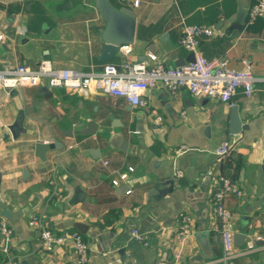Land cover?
<instances>
[{
	"label": "crops",
	"instance_id": "obj_1",
	"mask_svg": "<svg viewBox=\"0 0 264 264\" xmlns=\"http://www.w3.org/2000/svg\"><path fill=\"white\" fill-rule=\"evenodd\" d=\"M110 1L137 13L133 61L152 65L156 55L169 66L184 64L191 51L180 43L183 26L206 24L215 33L200 37L202 54L226 57L233 68L250 58L254 92L239 90L229 104L159 83L144 92L145 104L135 106L121 96L87 95L45 80L0 86V224L13 230L14 264H81L72 242L42 247L40 229L29 224L35 216L57 234L87 223L86 264H224L211 200L221 173L244 191L226 199L235 242L227 264H264V15L250 21L259 0H143L137 7ZM241 9L246 17L240 26ZM106 27L96 0H0V68H36L45 58L54 67L85 72L107 62L120 65L126 58L121 47L114 58L100 60ZM234 105L241 120L236 133ZM226 139L233 144L229 155L215 154ZM56 140L63 145L49 149L46 160L36 155V142ZM129 166L130 179L114 185L115 171ZM6 209L14 219L4 216ZM187 213L193 220L183 233ZM135 229L148 244L135 238ZM237 232L247 233L243 242H236ZM2 239L0 230V264Z\"/></svg>",
	"mask_w": 264,
	"mask_h": 264
},
{
	"label": "built area",
	"instance_id": "obj_2",
	"mask_svg": "<svg viewBox=\"0 0 264 264\" xmlns=\"http://www.w3.org/2000/svg\"><path fill=\"white\" fill-rule=\"evenodd\" d=\"M131 6L141 5L143 0H125ZM264 15V0L251 9L250 21ZM215 29L206 24H185L180 43L189 51L194 52L192 61H187L178 66H169L162 61H157L156 55L151 59L156 60L152 65L146 62H136L130 58L131 46L123 45L121 50L126 56L122 64L107 62L99 71H80L71 68L54 67L50 59H42L36 68L27 64L6 65L0 68V86L22 87L25 85H37L46 81L51 86H66L83 94H91L94 91L121 96L135 106L145 104L144 92L159 83L163 84L171 92L181 87L187 88L192 94L219 99L222 102L234 104V97L242 92L250 96L255 89L257 80L253 72V62L250 58L241 59V67H231L226 57L207 58L199 49L200 37L211 36ZM2 35H0V38ZM233 148L230 139L224 140L215 150V154L226 157ZM108 160L104 163L108 164ZM133 166L115 171L112 178L114 185H120L130 179ZM127 192H131L130 189ZM243 189L226 173H221L217 178V186L213 191L211 200L213 211L219 220V230L223 244L221 261L227 264L234 256V228L233 213L226 204L229 195L241 196ZM192 216L187 213L182 216V232L187 233L192 223ZM33 227L40 229L41 245L45 250H53L58 245L72 242L78 254L79 262L86 264L89 259V242L80 231L64 232L57 234L45 223L43 218L35 216L29 222ZM3 236L1 248L4 253L2 264H14L15 254L11 251L10 240L13 230L5 221L0 224ZM135 238L148 244L146 237L133 230ZM127 264H138L129 262ZM155 264H181L178 260L160 259Z\"/></svg>",
	"mask_w": 264,
	"mask_h": 264
},
{
	"label": "water",
	"instance_id": "obj_3",
	"mask_svg": "<svg viewBox=\"0 0 264 264\" xmlns=\"http://www.w3.org/2000/svg\"><path fill=\"white\" fill-rule=\"evenodd\" d=\"M96 4L107 21V27L104 35L103 52L100 56V60L107 61L114 58L118 54L121 46L129 45L134 42L137 26V13L134 9L127 6L116 8L110 0H96ZM245 17L246 10L241 9L237 18L238 25H243V23L245 22ZM194 57V52H191V55L188 60L192 61L194 60ZM165 97L170 100V93H166ZM171 111L173 112V109H171ZM233 122L235 125V130H233V132L236 133L239 131V127H241V120L239 118L236 105L233 106ZM151 126L156 127L153 123H151ZM88 127L89 129H95L97 127V124H95L93 121H90L88 122ZM62 145L63 144L59 140H56L54 142H36V155L39 156L41 159L46 160L47 151L49 149L55 147L59 148ZM4 216L10 219L15 218V214L8 209L4 211ZM74 226L83 234H86L89 229V225L81 221L75 222ZM246 237V232L235 233L236 242H243ZM121 251H124L123 248L121 249Z\"/></svg>",
	"mask_w": 264,
	"mask_h": 264
}]
</instances>
